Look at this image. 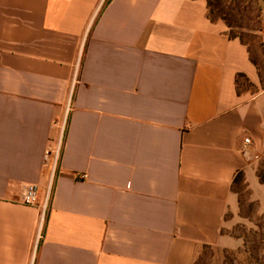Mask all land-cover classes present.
Returning a JSON list of instances; mask_svg holds the SVG:
<instances>
[{
	"label": "crops",
	"instance_id": "obj_1",
	"mask_svg": "<svg viewBox=\"0 0 264 264\" xmlns=\"http://www.w3.org/2000/svg\"><path fill=\"white\" fill-rule=\"evenodd\" d=\"M262 159L259 70L207 0H0V264L235 249V177L259 206Z\"/></svg>",
	"mask_w": 264,
	"mask_h": 264
},
{
	"label": "rangeland",
	"instance_id": "obj_2",
	"mask_svg": "<svg viewBox=\"0 0 264 264\" xmlns=\"http://www.w3.org/2000/svg\"><path fill=\"white\" fill-rule=\"evenodd\" d=\"M220 5L234 26L233 30L227 27L228 33L242 36L264 74V0H220ZM239 89L256 92L244 80ZM263 162L262 159L260 164ZM235 190L240 193V211L227 215L223 234L239 246L224 250L205 247L195 264H264V197L258 206L246 184L236 186Z\"/></svg>",
	"mask_w": 264,
	"mask_h": 264
},
{
	"label": "trees",
	"instance_id": "obj_3",
	"mask_svg": "<svg viewBox=\"0 0 264 264\" xmlns=\"http://www.w3.org/2000/svg\"><path fill=\"white\" fill-rule=\"evenodd\" d=\"M207 2H208V18L212 22H224L229 29L233 30L234 26L232 25V23H230V21L228 19V14L226 13V11L224 9H222V7L220 5V0H207ZM229 36L232 39L240 40L244 45H246L248 47L249 53H250V56H251V60H252V62L255 64V66L259 70V74H260L261 80H262V86L264 88V74H262V69L260 67V64L257 62V60H255L253 58V54H252L251 48L248 45V43H246L244 41V39L242 38V36H240L238 34H234V35L233 34H229ZM238 79H239V87H240L241 80H244L246 83L251 85L249 83V81L247 80V78L245 76H243V75H240L238 77ZM239 93H241L240 89H239ZM258 178H259L260 182L264 184V162L262 164H260V166H259ZM242 184H246V179H245V174L242 171H240L239 173H237V175L235 177L234 190H235L236 186L242 185ZM235 192L238 195H240V193L238 191L235 190ZM239 202H240V200H239Z\"/></svg>",
	"mask_w": 264,
	"mask_h": 264
},
{
	"label": "built area",
	"instance_id": "obj_4",
	"mask_svg": "<svg viewBox=\"0 0 264 264\" xmlns=\"http://www.w3.org/2000/svg\"><path fill=\"white\" fill-rule=\"evenodd\" d=\"M247 144H250L251 141L249 139L246 140ZM54 151H52L51 149H49L46 153V157H45V161L47 163L50 162V160L52 159V155H53ZM60 150L57 151L56 156L54 157V161H58V156H59ZM55 161V162H56ZM22 204L27 205V206H31V207H39V190L37 188V186L35 185H27L23 188V192H22ZM49 206V201L47 200L45 206H44V214L46 213L47 209ZM44 226V217L41 220L39 229H40V233L43 229Z\"/></svg>",
	"mask_w": 264,
	"mask_h": 264
}]
</instances>
